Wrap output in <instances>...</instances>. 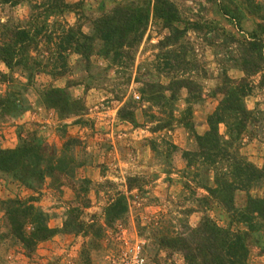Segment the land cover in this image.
<instances>
[{
  "label": "trees",
  "instance_id": "1",
  "mask_svg": "<svg viewBox=\"0 0 264 264\" xmlns=\"http://www.w3.org/2000/svg\"><path fill=\"white\" fill-rule=\"evenodd\" d=\"M105 1L99 4L103 5L99 15L88 18L84 0H0L1 8L26 4L29 12L24 20L9 15L0 21V65L6 69H0V81L6 84L5 93L0 95V121L19 118L31 109L26 92L32 90L37 106L54 113L60 124L59 136L64 138L67 125L63 121L80 123L86 113L83 96H73L71 87L82 86L86 93L103 77L107 79L109 69L130 67L148 25L153 23L166 31L155 45L159 49L155 68L158 74L166 72L168 83L141 80L138 102L148 103L149 109L156 106L167 114V118H147L158 120L153 131L180 124L190 133L191 142L181 157L185 163L183 173L193 184L185 182L184 187L192 195L196 189L206 194L196 197V208L183 210L185 217L177 220L179 229L173 230L170 221L164 226L149 224L152 247L144 245L148 263L149 257L156 260L161 250L168 255L180 254L183 264H248L252 246L264 256V194H251L257 187L264 191V160L257 166L240 153L245 138L263 135L264 139V110L245 105L246 97L254 90L251 77L261 73L259 85L264 84V0H208L211 8L236 28L234 32L215 20L182 16L172 0H116L110 8ZM66 13L76 16L74 24L63 21ZM247 21L250 26H245ZM85 23L91 26L90 32L82 30ZM189 30L202 34L207 44L215 46V55L222 56L217 59L221 64L219 83L211 92L218 102L206 114L207 129L201 134L195 131L192 120V105L203 100L200 85L184 76L198 71L199 66L194 49L185 39ZM73 54L77 59L71 65L69 58ZM93 56L103 60L105 66L95 65ZM229 69L239 71L241 76L232 79ZM15 73L22 74L25 82L16 81ZM40 74L52 80L63 78L65 83L43 86L36 81ZM182 89L187 91L188 105L175 118L172 107ZM135 108V101H125L117 110V118L136 125ZM221 125L224 133L219 131ZM16 134L14 147L0 146V179L11 178L29 190L39 191L49 178V186L56 190L62 185L72 187L80 204L68 208L60 228H52L47 224V214L32 203L37 198L0 200V245L9 240L20 245L28 256L39 243L57 233L86 234L97 240L104 236L106 227L126 222L128 198L120 191L103 207V224L98 218H92L90 223L82 218L83 210L90 205L86 194L93 184L89 178H76V170L92 159L74 155L73 148L80 143L77 138L67 137L57 151L47 144L38 128L21 125ZM154 143L151 141L152 150L171 165L177 147L165 141L160 150ZM142 184V178L129 177L126 190L141 191ZM210 211L218 218L212 217ZM192 212L201 213L195 226L186 220Z\"/></svg>",
  "mask_w": 264,
  "mask_h": 264
},
{
  "label": "rangeland",
  "instance_id": "2",
  "mask_svg": "<svg viewBox=\"0 0 264 264\" xmlns=\"http://www.w3.org/2000/svg\"><path fill=\"white\" fill-rule=\"evenodd\" d=\"M115 1L106 0V7L110 8ZM172 1L184 17L191 20L196 18L215 20L225 29L233 32L236 30L232 24L223 20L214 8H211L208 0ZM84 2L86 4L84 13L88 18L98 16L103 8V5H99L101 0H84ZM28 13L26 4L0 7V21H5L9 15L15 20H24ZM63 21L72 25L76 22V16L73 13H66ZM88 23L82 27L85 33L91 31ZM245 26H250V22L247 21ZM165 35L166 31H161L153 23L149 24L136 48L130 67L124 70L122 67L116 68V71L109 69L107 79L103 77L86 93H83L82 86L71 87L73 96H83L86 113L80 123H74L72 119L63 121L67 125L64 138L59 136L60 124L54 113L37 106L36 96L32 90L26 92V97L31 102V109L25 111L19 118L0 121V146L3 148L16 145L17 128L21 125L26 129L38 128L47 144L57 151L67 137H74L80 141L73 148L74 155L79 158L89 157L92 162L85 166L92 165L95 161L96 172L100 171L103 174L102 178L95 175V180H93L84 173L85 167L82 166L76 170V178H89L93 184L86 194L90 205L83 210L82 218L85 222L90 223L92 218H98L103 224V207L116 192H125L128 198L126 222L106 227L104 236L100 239H93L86 234L57 233L49 240L39 243L28 256L20 245L6 240L0 245V264H109L108 259L118 245V237L122 229L144 240L145 246L150 248L152 247L149 232L151 222L164 226L170 221L171 228L177 230L180 228L178 218L185 217L183 210L196 208V197L206 192L203 189H196V193L192 195L189 189L184 187L185 182L193 184L190 177L183 173L185 163L181 157L182 151L191 142L190 133L180 124L153 131L158 120L147 121V118L155 115L162 119L167 118V114L156 106H150L149 109L148 103L138 102L141 98L139 88L143 86L141 80L144 82L160 80L163 85L168 83L165 77L166 72L159 73V75L155 68L156 55L159 52L155 45ZM185 39L194 49L195 58L199 61L198 71L186 73L184 76L193 78L200 85L203 100L192 105V120L195 131L201 134L207 129L206 114L212 111L218 102L216 97L211 96V92L219 83L218 75L221 71V64L217 62V59L221 53L215 55V46L207 44L202 34L189 30ZM216 42L220 44L221 40ZM76 59L77 55H71L70 64H74ZM91 60L97 66H105V62L96 56H93ZM0 69L3 72L6 71L3 65H0ZM202 73L205 74L204 78L200 77ZM228 75L232 79L241 76L240 72L235 69H229ZM260 75L261 73L251 77L254 90L245 99L248 109L264 110V84L259 85ZM13 77L16 81L25 82L22 74L15 73ZM69 77L75 78L76 75ZM36 81L43 86L49 83L54 86H63L65 83L63 78L52 80L45 74L38 75ZM5 90V82L0 81V95H3ZM165 93L169 95L168 91ZM117 95L120 99H117ZM186 96L187 91L182 89L172 107L175 118L179 117L181 110L187 107ZM129 99L136 102V125L117 118V110ZM219 128V131L224 133V127L221 125ZM151 141H154L160 150L165 141L177 147L172 155L171 165H167L161 156L152 150ZM240 153L257 166H261L264 160L263 135L252 139L245 138ZM129 177L142 178L141 191L136 188L131 191L126 190V180ZM251 194L262 196L264 191L257 187L251 191ZM29 197L37 198V201H32V203L47 214V224L52 228H60L68 208L80 204V199L76 197V192L72 187L62 185L60 190H56L49 186V178L45 179L39 191L29 190L11 178L2 177L0 179V200L7 198L23 200ZM243 200L244 195L239 196L238 202L241 203ZM209 214L215 217L213 212L210 211ZM2 217L3 213L0 210V233L3 231ZM200 218V212H192L186 220L190 226H195ZM218 223L224 226V222L218 220ZM258 252L259 249L256 246L251 247L248 264L264 263V256L259 255ZM149 262L150 264H183V259L180 254L168 255L167 251L161 250L158 258L154 260L149 257Z\"/></svg>",
  "mask_w": 264,
  "mask_h": 264
},
{
  "label": "built area",
  "instance_id": "3",
  "mask_svg": "<svg viewBox=\"0 0 264 264\" xmlns=\"http://www.w3.org/2000/svg\"><path fill=\"white\" fill-rule=\"evenodd\" d=\"M145 242L121 230L118 245L108 259L109 264H149L144 252Z\"/></svg>",
  "mask_w": 264,
  "mask_h": 264
},
{
  "label": "crops",
  "instance_id": "4",
  "mask_svg": "<svg viewBox=\"0 0 264 264\" xmlns=\"http://www.w3.org/2000/svg\"><path fill=\"white\" fill-rule=\"evenodd\" d=\"M12 145V144H11ZM6 146V145H5ZM12 147H14V146H9V148H12ZM82 158V157H81ZM80 158V159H81ZM95 159H93V161H94ZM95 162V161H94ZM92 163V165H86V166H83V167H85V169H84V173L88 176V177H91V179H93V180H95L94 179V176L95 175H97V176H99V178H102V176H103V174H101L100 173V171L99 172H96V170H95V163Z\"/></svg>",
  "mask_w": 264,
  "mask_h": 264
}]
</instances>
